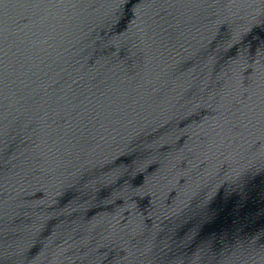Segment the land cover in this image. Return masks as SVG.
I'll return each mask as SVG.
<instances>
[{"label": "water", "instance_id": "1", "mask_svg": "<svg viewBox=\"0 0 264 264\" xmlns=\"http://www.w3.org/2000/svg\"><path fill=\"white\" fill-rule=\"evenodd\" d=\"M0 264H264V0H0Z\"/></svg>", "mask_w": 264, "mask_h": 264}]
</instances>
